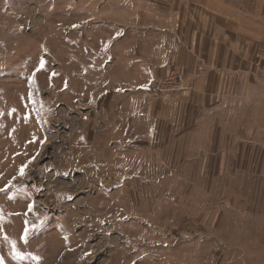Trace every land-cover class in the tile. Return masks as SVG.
Wrapping results in <instances>:
<instances>
[{
    "label": "rangeland",
    "instance_id": "obj_1",
    "mask_svg": "<svg viewBox=\"0 0 264 264\" xmlns=\"http://www.w3.org/2000/svg\"><path fill=\"white\" fill-rule=\"evenodd\" d=\"M105 1L0 0V264H262L264 91L127 88Z\"/></svg>",
    "mask_w": 264,
    "mask_h": 264
},
{
    "label": "crops",
    "instance_id": "obj_2",
    "mask_svg": "<svg viewBox=\"0 0 264 264\" xmlns=\"http://www.w3.org/2000/svg\"><path fill=\"white\" fill-rule=\"evenodd\" d=\"M103 8L101 18L117 26L103 35L102 51L127 88L181 64L195 107L237 109L243 98L263 93L264 0H115Z\"/></svg>",
    "mask_w": 264,
    "mask_h": 264
},
{
    "label": "built area",
    "instance_id": "obj_3",
    "mask_svg": "<svg viewBox=\"0 0 264 264\" xmlns=\"http://www.w3.org/2000/svg\"><path fill=\"white\" fill-rule=\"evenodd\" d=\"M150 86V91L151 92H155L157 90H161L162 86L160 87L159 84H157V81H154L152 84L149 85Z\"/></svg>",
    "mask_w": 264,
    "mask_h": 264
},
{
    "label": "snow or ice",
    "instance_id": "obj_4",
    "mask_svg": "<svg viewBox=\"0 0 264 264\" xmlns=\"http://www.w3.org/2000/svg\"><path fill=\"white\" fill-rule=\"evenodd\" d=\"M43 65L41 64V67H42ZM24 165H22L21 166V168H20V170H19V172H20V175H23L24 174ZM7 187V186H6ZM31 207H32V205H29V209H31ZM33 227H35V225H33ZM27 230H25V232H26ZM37 259H39L38 257H37Z\"/></svg>",
    "mask_w": 264,
    "mask_h": 264
}]
</instances>
